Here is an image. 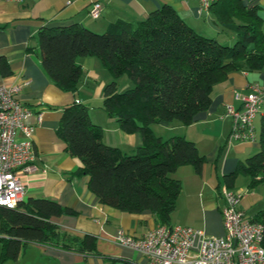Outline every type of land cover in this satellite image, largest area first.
<instances>
[{
	"label": "trees",
	"instance_id": "16d2710c",
	"mask_svg": "<svg viewBox=\"0 0 264 264\" xmlns=\"http://www.w3.org/2000/svg\"><path fill=\"white\" fill-rule=\"evenodd\" d=\"M257 10L243 0H213L209 11L222 29L234 33L232 45L200 35L167 6L136 23L118 20L102 33L78 24L38 28L35 51L49 82L76 95L83 75L77 60L97 58L111 77L102 90L103 111L121 131L141 139L132 154H124L103 143V129L91 122L86 106L75 102L62 108L56 134L66 152L81 161L74 175L87 178L100 204L132 214L149 212L157 225H171L181 193V182L171 175L181 166L199 174L205 158L193 142L182 136L163 139L153 126H188L209 107L214 87L229 74L264 71V21ZM10 75L8 61L0 56V77ZM123 76L133 87L119 92ZM257 139L259 151L222 177L227 189L233 191L240 176L249 189L264 185V115ZM71 213L44 198H30L15 209L0 207V234L8 237L1 240V261L16 259L21 242L93 253L95 238H71L50 221ZM250 219L264 224V209Z\"/></svg>",
	"mask_w": 264,
	"mask_h": 264
},
{
	"label": "crops",
	"instance_id": "0c3cea01",
	"mask_svg": "<svg viewBox=\"0 0 264 264\" xmlns=\"http://www.w3.org/2000/svg\"><path fill=\"white\" fill-rule=\"evenodd\" d=\"M100 17L92 19L88 14V0H0V56L8 61L11 75L0 77V83L29 84L21 86L18 99L32 111L28 124H35L33 134L36 171L24 178L25 199L44 198L70 209L71 214L52 217L59 231L69 237L95 238V251L84 253L75 249H63L37 242H21L16 259L0 264H143V256L131 249L114 243L111 237L118 230L141 237L157 226L149 212L132 214L104 206L87 188V178L74 173L82 166L77 157L70 156L65 143L59 139L62 108L73 103L87 107L93 124L103 129V143L130 155L141 139L137 134H127L118 128L114 119L108 118L102 109V90L111 80L110 75L95 57H82L77 63L83 69L76 95L63 92L51 84L39 63L35 51V39L39 27H63L78 24L90 31L102 33L118 20L136 23L146 19L150 12L163 6L171 8L189 27L202 36L215 38L230 44L233 35L222 29L210 11H202L198 0H100ZM247 7L258 8L264 21V0H243ZM223 43V42H222ZM30 48V50H28ZM122 78L118 79L121 80ZM257 84L264 90V71H241L228 75L216 85L209 107L197 113L188 126L166 124L154 125L156 135L163 138L182 136L195 144L205 163L199 174L192 166L179 167L171 177L181 182V193L171 215V225L201 229L208 236L224 233L220 213L224 205L218 194L225 186L222 177L232 173L237 165L259 151L258 139L238 142L230 138L231 119L224 115L225 105L239 108L236 94H247L249 86ZM41 114L36 124L35 116ZM264 105L253 119L256 137L259 135ZM248 180L238 177L233 191L241 196L239 209L252 218L264 209V185L248 188ZM219 187V189H217ZM8 237L0 234V257L2 241Z\"/></svg>",
	"mask_w": 264,
	"mask_h": 264
},
{
	"label": "built area",
	"instance_id": "2783aa9c",
	"mask_svg": "<svg viewBox=\"0 0 264 264\" xmlns=\"http://www.w3.org/2000/svg\"><path fill=\"white\" fill-rule=\"evenodd\" d=\"M20 2L21 0H4ZM202 11H209L213 0H198ZM88 14L100 17L102 2L88 0ZM29 84L0 83V207L15 209L24 203V178L36 168L33 134L35 124H28L32 115L17 96L21 86ZM239 108L227 104L224 115L231 119L230 138L238 142H253L257 137L253 119L264 105V90L257 84L249 86L247 94H236ZM41 114L35 116L36 124ZM224 205L220 210L224 233L208 236L201 229L181 225H157L141 237L118 230L111 239L114 243L143 256V264H264V224L247 218L239 209L241 196L227 189H220Z\"/></svg>",
	"mask_w": 264,
	"mask_h": 264
},
{
	"label": "rangeland",
	"instance_id": "374dc122",
	"mask_svg": "<svg viewBox=\"0 0 264 264\" xmlns=\"http://www.w3.org/2000/svg\"><path fill=\"white\" fill-rule=\"evenodd\" d=\"M227 33H229L228 35H233V39H232V41H230L231 43L230 44H228L226 41H222V39L221 38H223V37H221L219 40V43H221V44H223V45H232L234 42H235V35H234V33L233 32H230V31H227ZM223 42V43H222ZM133 87V84H132V82L130 81V79L127 77V76H123L122 77V79L121 80H119V82H118V91L119 92H124V91H126V90H128V89H130V88H132ZM160 131L158 130V129H156L155 130V133L157 134V133H159ZM167 135L166 134H164L163 135V139H166L167 137H166Z\"/></svg>",
	"mask_w": 264,
	"mask_h": 264
}]
</instances>
